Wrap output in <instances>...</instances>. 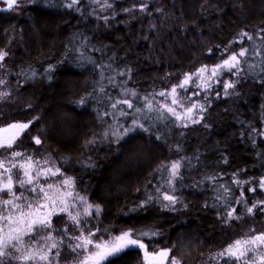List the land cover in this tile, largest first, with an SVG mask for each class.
Returning a JSON list of instances; mask_svg holds the SVG:
<instances>
[{"label": "trees", "instance_id": "16d2710c", "mask_svg": "<svg viewBox=\"0 0 264 264\" xmlns=\"http://www.w3.org/2000/svg\"><path fill=\"white\" fill-rule=\"evenodd\" d=\"M262 38L264 0L0 4V52L7 53L0 61V128L29 124L23 152L49 158L100 206L98 215L81 218L85 231L156 232L144 242L149 251L170 249L167 264L173 257L178 264H224L213 257L250 229L264 231ZM243 49L239 75L225 74L234 87L222 84L197 101L204 106L198 123L181 124L162 109L159 118L134 111L143 97L178 89L186 75ZM123 98L134 108L111 106ZM177 161L180 177L170 187L165 181ZM165 191L176 204L164 207ZM52 223L73 231L65 215ZM74 260L64 248L62 264ZM114 264H144L143 250L127 249Z\"/></svg>", "mask_w": 264, "mask_h": 264}, {"label": "snow or ice", "instance_id": "6c2138e0", "mask_svg": "<svg viewBox=\"0 0 264 264\" xmlns=\"http://www.w3.org/2000/svg\"><path fill=\"white\" fill-rule=\"evenodd\" d=\"M6 4L8 9L19 7L24 0H0ZM77 0H73L76 3ZM72 4H69L71 7ZM248 40L253 38L247 33H243ZM264 39V38H262ZM247 49H243L236 54H231L227 59H224L222 64L211 69V79L217 76V69H226L230 74L239 75V57L246 55ZM255 53V49L253 50ZM7 53L0 52V61H3ZM93 63H95L93 61ZM247 63V60H245ZM2 66V65H0ZM254 67V66H250ZM236 69L237 71L233 72ZM206 71V68H201L195 74L197 79H202L201 74ZM264 71V68L261 69ZM123 75V73H121ZM111 79V78H110ZM191 76L186 75L182 82L178 83V87L187 90L186 86L191 81ZM4 83V81H0ZM207 88L206 84H196V88ZM224 88L227 90L233 88V83H224ZM103 91V89H101ZM177 88L172 87L170 92H160L159 96L167 98L174 96ZM198 94V93H197ZM6 95V94H5ZM126 95L136 97V93L131 90H126ZM137 99H140L137 97ZM143 106L134 108L131 99L123 98L113 100L112 107L116 108L118 104H126L129 109H133L136 113L156 112L159 118L160 108L154 107L152 100L148 97H143ZM83 103V100L80 101ZM172 105L177 104L175 98L171 101ZM169 118L175 117L181 120L184 117L177 112L175 107L164 105ZM200 107L203 110V105L193 103L185 110L186 117L192 120L193 123H198L199 120L193 119L191 113L194 108ZM121 115H126L123 110ZM144 119H148L144 115ZM136 124V120H133ZM186 126V125H185ZM29 124H10L7 127L0 128V150H10L16 142L21 131L27 129ZM137 127L147 131L143 124H138ZM11 130H18L13 134L8 135ZM128 129L125 130L127 133ZM113 135H118L113 131ZM107 135V134H106ZM36 144H40L39 138H34ZM0 264H59L61 252L64 248L69 249L74 257V264H114V259L118 258L121 253L130 248L143 250L144 264H165L169 256L170 249L148 250V244L144 242V238L157 235L156 232H138L133 234L130 231L121 232L118 235H111L107 229L101 230L98 226L93 228L81 226V218L85 220L93 215H97L101 211L99 205L89 203L85 196H80L79 193L73 195V187L75 181L72 177L67 176L61 171V168L50 165V159L34 160L31 154H26L18 150H12L10 153L0 152ZM180 163L173 162L168 170V178L165 181L172 186V180L180 177L178 169ZM59 176L57 182L53 178ZM182 178V177H181ZM43 180V183L41 181ZM264 188V183L260 184ZM19 190V191H17ZM255 191V188H250ZM159 191V189H157ZM71 198V199H70ZM163 200L168 203L164 207H170L177 203V198L174 195H169L167 191L163 193ZM151 199V198H149ZM77 202H79L81 211H77ZM232 209L228 213V217H232ZM249 213L253 212L252 208H248ZM264 212V207L260 208ZM64 214L70 222L73 231L68 232V228L64 227L57 229L53 226L52 219L54 216ZM239 219V217H235ZM249 233H245L240 239L234 240L227 245L222 251L216 254L213 259H223L224 264H264V231L256 234L250 229ZM58 233V235H57ZM105 235L109 238L105 239ZM171 264H178L173 257Z\"/></svg>", "mask_w": 264, "mask_h": 264}, {"label": "rangeland", "instance_id": "374dc122", "mask_svg": "<svg viewBox=\"0 0 264 264\" xmlns=\"http://www.w3.org/2000/svg\"><path fill=\"white\" fill-rule=\"evenodd\" d=\"M27 1H30V0H24L23 3L27 2ZM0 4H1V9H3V10L8 9L5 3L0 2ZM217 73H218L217 76L212 77L211 79H208L209 77H211V69L210 70H206L204 73L201 74L202 79H197V76L193 75V76H191V78H192L191 81L186 86V88H187L186 91H185V89H182V88L179 87L177 89L176 94L174 96H168L167 98L159 96V97H156V98H152L150 100H152L153 106H154V104L156 102L157 103L159 102V104L155 105V106L156 107L159 106V108L162 109V110H166L165 107H164L165 104H167L169 107H175L176 111L181 113V116L184 117L183 119L178 120V121L181 124L190 123L191 120L187 119L186 113H185V110L188 107H190L193 103L197 104L198 106L201 105L200 102H197V101L205 98L208 95V92H210V93L214 92L215 89H218L220 87V85L222 86V84H224L226 82L231 83L230 77L229 76L225 77V74L229 73L226 69H223V68L217 69ZM198 83L202 84V85L206 84L207 88L205 89V87H203V86L200 87V88H196L195 85L198 84ZM213 88H215V89H213ZM173 98H175L177 100V104L176 105H172V103H171ZM199 111H202L200 107H196V108L193 109V111L191 113V116H192L193 119L197 118ZM16 131H18V130H13V133H15ZM26 132H27V129H24L23 131L20 132V134H19V136L17 138V141H16V143L13 146V149L0 150V152H5V154L10 153L12 150H18V151L23 152V150L19 147V144H21L20 143L21 138L24 136V134ZM23 153H26V152H23ZM32 156H33L34 160H43L44 158H47L46 156L45 157H37V156H34V155H32ZM0 159H3V156H0ZM51 164L52 163H50L49 166H51ZM53 179L58 182L60 180V177L57 176V177H55ZM41 183H43V180L41 181ZM17 191H19V190H17ZM72 191H73V195L74 196H75L76 193H79L77 191L75 185H74ZM79 195L82 196L80 193H79ZM86 199H87V201L89 203L93 204L90 201V199H88L87 197H86ZM93 205L95 206V204H93ZM76 210L77 211H82V208L80 207L79 202H77ZM63 215L64 214H61L60 216H63ZM60 216H54L52 221L55 218L60 217ZM167 260H168V257L166 259L165 264H167ZM59 264H62L60 259H59ZM71 264H74V263H71Z\"/></svg>", "mask_w": 264, "mask_h": 264}, {"label": "flooded vegetation", "instance_id": "af4514ba", "mask_svg": "<svg viewBox=\"0 0 264 264\" xmlns=\"http://www.w3.org/2000/svg\"><path fill=\"white\" fill-rule=\"evenodd\" d=\"M10 134H13V130H11V132L8 133V135H10ZM0 135H6V134L0 133ZM16 141H17V139H16ZM15 143H16V142H15Z\"/></svg>", "mask_w": 264, "mask_h": 264}]
</instances>
